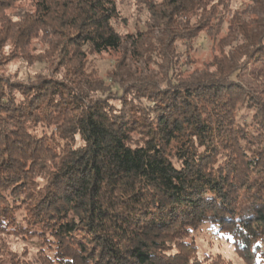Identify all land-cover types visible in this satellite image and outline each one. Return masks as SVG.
I'll return each instance as SVG.
<instances>
[{
	"label": "trees",
	"instance_id": "16d2710c",
	"mask_svg": "<svg viewBox=\"0 0 264 264\" xmlns=\"http://www.w3.org/2000/svg\"><path fill=\"white\" fill-rule=\"evenodd\" d=\"M118 1L0 0V44L41 41L72 78L0 79V237L37 239L28 264H202L190 236L218 230L264 264V0L191 72L175 43L215 34L229 0H133L142 18L126 34ZM109 52L106 79L87 77L88 57Z\"/></svg>",
	"mask_w": 264,
	"mask_h": 264
},
{
	"label": "rangeland",
	"instance_id": "374dc122",
	"mask_svg": "<svg viewBox=\"0 0 264 264\" xmlns=\"http://www.w3.org/2000/svg\"><path fill=\"white\" fill-rule=\"evenodd\" d=\"M255 1L229 0L227 9H218L216 11L219 25L218 27L214 26V29L218 30L215 34L210 35L205 30H202L197 33V37L189 43L190 45L176 42L174 53L176 57L179 56L180 63H187L189 72L204 70L215 58L220 56L218 44L221 40H225L228 37L231 29L237 28L234 26L231 28V25L236 24V20L241 18L242 23L248 25L253 19L259 18L253 10ZM15 8L6 11V14L10 16L13 22L17 20L16 14L18 11H29L31 6L28 2H23L22 4H17ZM118 8L121 12V21L116 24L117 30L121 34L133 32L135 26L139 24L140 18H142V16L139 17L136 3L133 0H119ZM238 32L240 33V31ZM0 34L9 35V30H6L1 22ZM223 44L224 42L221 43V46ZM224 45L221 48L224 49L223 52L227 50ZM16 48L15 46L13 47L10 41L0 44V79L8 81L9 85H32L40 78H53L65 84H69L68 82L72 81V78L67 76L66 69L61 62H58L55 57L50 55L45 56V46L41 41H30V44L23 51H19ZM119 58L120 55L113 52L89 56L84 74L87 77L89 76V78L105 80ZM252 67L250 65L248 69L250 70ZM245 80L250 84L261 82L256 75L247 76ZM14 96L20 97L18 92H14ZM253 114L245 105H239L236 111V121L240 125L249 124ZM37 132H40V130H37ZM190 237L196 247V257L202 264H246L236 253L232 240L218 230L209 233L207 229H204L192 233ZM0 239L7 241L6 250L10 252V255L2 256L0 264H11L12 260H14L15 264H28L30 260L33 261L35 259L36 253L39 251V243L35 238L20 240L17 237L10 236L0 237ZM260 246V250H263V253L264 245L260 244Z\"/></svg>",
	"mask_w": 264,
	"mask_h": 264
}]
</instances>
